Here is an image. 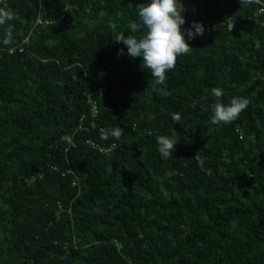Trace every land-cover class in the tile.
I'll list each match as a JSON object with an SVG mask.
<instances>
[{
	"label": "trees",
	"instance_id": "trees-1",
	"mask_svg": "<svg viewBox=\"0 0 264 264\" xmlns=\"http://www.w3.org/2000/svg\"><path fill=\"white\" fill-rule=\"evenodd\" d=\"M149 2L0 0V264H264V0H179L163 85L114 40ZM212 88L247 108L211 124Z\"/></svg>",
	"mask_w": 264,
	"mask_h": 264
},
{
	"label": "clouds",
	"instance_id": "clouds-1",
	"mask_svg": "<svg viewBox=\"0 0 264 264\" xmlns=\"http://www.w3.org/2000/svg\"><path fill=\"white\" fill-rule=\"evenodd\" d=\"M250 2L251 0H240L241 4ZM136 8L139 22L131 23L129 28L132 32H139L143 29V34L136 37L125 36L123 32H119L114 40L117 43H123L127 48V56L142 58L141 66L149 70L156 85H163L167 79L166 72L175 68L177 57L189 53L192 48L186 43L185 34L189 40L195 39L197 35L204 34V27L193 21L191 27L182 33L181 26L185 24L182 13L185 9L179 0H150L149 3L137 4ZM13 19H16V16L11 9L0 7V26ZM12 42V27L9 26L2 43L9 45ZM118 55H125L123 48L118 51ZM211 95L216 99L211 107L210 122L213 125L235 121L249 103L247 99L233 97L227 105L223 104L221 102L223 89L221 88H212ZM171 119L176 124H180L181 116L178 113H172ZM122 135L123 129L120 127L108 131L101 129V138L104 140H107L109 136L119 140ZM62 139L71 143L70 137L66 136ZM177 142L178 140L167 135L156 137L157 150L162 159L172 158Z\"/></svg>",
	"mask_w": 264,
	"mask_h": 264
},
{
	"label": "built area",
	"instance_id": "built-area-1",
	"mask_svg": "<svg viewBox=\"0 0 264 264\" xmlns=\"http://www.w3.org/2000/svg\"><path fill=\"white\" fill-rule=\"evenodd\" d=\"M260 11L264 12V5H262V8H260ZM11 51V50H10ZM9 51V52H10Z\"/></svg>",
	"mask_w": 264,
	"mask_h": 264
},
{
	"label": "bare ground",
	"instance_id": "bare-ground-1",
	"mask_svg": "<svg viewBox=\"0 0 264 264\" xmlns=\"http://www.w3.org/2000/svg\"><path fill=\"white\" fill-rule=\"evenodd\" d=\"M72 184L74 185V182Z\"/></svg>",
	"mask_w": 264,
	"mask_h": 264
}]
</instances>
